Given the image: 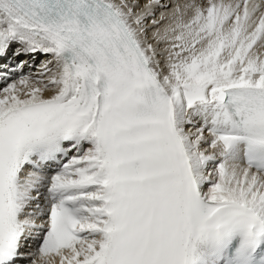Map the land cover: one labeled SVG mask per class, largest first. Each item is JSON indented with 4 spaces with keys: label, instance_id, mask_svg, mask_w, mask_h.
I'll return each mask as SVG.
<instances>
[{
    "label": "snow or ice",
    "instance_id": "obj_1",
    "mask_svg": "<svg viewBox=\"0 0 264 264\" xmlns=\"http://www.w3.org/2000/svg\"><path fill=\"white\" fill-rule=\"evenodd\" d=\"M0 264H264V0H0Z\"/></svg>",
    "mask_w": 264,
    "mask_h": 264
},
{
    "label": "bare ground",
    "instance_id": "obj_2",
    "mask_svg": "<svg viewBox=\"0 0 264 264\" xmlns=\"http://www.w3.org/2000/svg\"><path fill=\"white\" fill-rule=\"evenodd\" d=\"M165 2H167V3H172L173 2V0H165ZM159 16V10L157 11V17ZM22 59H25V60H27V59H29L28 57H22ZM38 59H44L43 57H39ZM25 73H28V72H30L31 71V69H29V68H25L24 70H23Z\"/></svg>",
    "mask_w": 264,
    "mask_h": 264
}]
</instances>
